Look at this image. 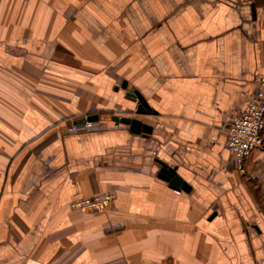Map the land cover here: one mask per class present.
Masks as SVG:
<instances>
[{
    "label": "crops",
    "instance_id": "crops-1",
    "mask_svg": "<svg viewBox=\"0 0 264 264\" xmlns=\"http://www.w3.org/2000/svg\"><path fill=\"white\" fill-rule=\"evenodd\" d=\"M263 75L264 0H0V264H264V129L243 173L226 132Z\"/></svg>",
    "mask_w": 264,
    "mask_h": 264
},
{
    "label": "built area",
    "instance_id": "built-area-1",
    "mask_svg": "<svg viewBox=\"0 0 264 264\" xmlns=\"http://www.w3.org/2000/svg\"><path fill=\"white\" fill-rule=\"evenodd\" d=\"M93 122L87 120L84 128L92 127ZM74 131L80 128L74 126ZM264 129V75L258 80L257 90L246 111L239 115L226 130L227 147L234 158L235 169L243 173L247 159L253 151L263 144L262 131ZM116 198L114 193H105L94 197H85L75 200L72 208L105 212L110 203Z\"/></svg>",
    "mask_w": 264,
    "mask_h": 264
},
{
    "label": "water",
    "instance_id": "water-1",
    "mask_svg": "<svg viewBox=\"0 0 264 264\" xmlns=\"http://www.w3.org/2000/svg\"><path fill=\"white\" fill-rule=\"evenodd\" d=\"M253 7L255 8V5H253ZM130 96L135 98L138 102V108H137L138 113H141V114L150 113L151 108H150L149 104L147 103L145 98L138 91H136L134 93H130ZM97 117L98 116L93 115V116H89L88 119L95 121V120H97ZM115 120L120 121V122L125 123V124H130L132 130L135 132H140L142 129L146 130V131H148V130L151 131V129H152V128H150V126L143 124L141 121L136 120V119H131L129 117H118L117 116V117H115ZM161 164H162V168H161V172H160V177L169 181L173 187L181 188L184 190L189 189V185L186 183V181H184L177 174L176 168L169 166L165 162H161Z\"/></svg>",
    "mask_w": 264,
    "mask_h": 264
}]
</instances>
